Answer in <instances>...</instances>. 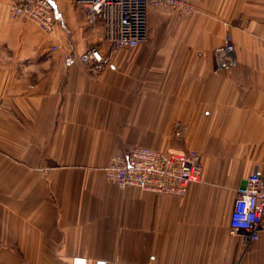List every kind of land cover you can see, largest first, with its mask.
<instances>
[{"label": "crops", "instance_id": "1", "mask_svg": "<svg viewBox=\"0 0 264 264\" xmlns=\"http://www.w3.org/2000/svg\"><path fill=\"white\" fill-rule=\"evenodd\" d=\"M52 1L45 33L0 0V264H264V233L230 232L238 188L264 170V0L151 7L150 37L100 71L79 60L100 20ZM226 34L237 66L220 69ZM133 146L197 150L201 180L183 196L120 188L104 168Z\"/></svg>", "mask_w": 264, "mask_h": 264}, {"label": "built area", "instance_id": "2", "mask_svg": "<svg viewBox=\"0 0 264 264\" xmlns=\"http://www.w3.org/2000/svg\"><path fill=\"white\" fill-rule=\"evenodd\" d=\"M12 17L35 22L45 33L55 26L52 0H7ZM84 10L87 19L100 20L102 36L79 56L81 63L93 70L110 65L111 55L122 48H133L148 37V11L151 6H165L187 15L196 10L190 0H72ZM58 46H52L51 50ZM235 44L229 34L225 43L214 49L220 69L237 66ZM73 58H67L71 63ZM175 133L182 137L185 127L178 121ZM106 177L118 187H138L160 195L183 196L187 187L202 177L201 155L197 150L164 151L146 146H133L112 154L104 168ZM230 232L241 233L245 243L257 241L264 233V170L255 165L238 188L230 216ZM80 263L73 257L71 264ZM82 264H157L155 254L144 263L115 262L106 259H85Z\"/></svg>", "mask_w": 264, "mask_h": 264}, {"label": "rangeland", "instance_id": "3", "mask_svg": "<svg viewBox=\"0 0 264 264\" xmlns=\"http://www.w3.org/2000/svg\"><path fill=\"white\" fill-rule=\"evenodd\" d=\"M151 7H157V6H151ZM151 7H149V9L151 8ZM163 8H165V9H170V8H167V7H165V6H162ZM171 10H173V9H171ZM170 11V10H169ZM172 12H174L175 14H177V15H183V14H180V13H178V12H176V11H172ZM148 13H149V11H148ZM149 15V14H148ZM150 37V25H149V22H148V37H147V39Z\"/></svg>", "mask_w": 264, "mask_h": 264}]
</instances>
